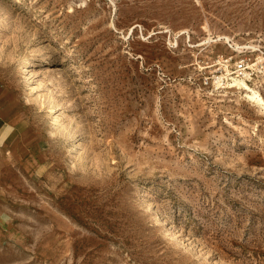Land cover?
<instances>
[{
  "label": "rangeland",
  "instance_id": "1",
  "mask_svg": "<svg viewBox=\"0 0 264 264\" xmlns=\"http://www.w3.org/2000/svg\"><path fill=\"white\" fill-rule=\"evenodd\" d=\"M235 78L264 98V0H0V264H264Z\"/></svg>",
  "mask_w": 264,
  "mask_h": 264
},
{
  "label": "bare ground",
  "instance_id": "2",
  "mask_svg": "<svg viewBox=\"0 0 264 264\" xmlns=\"http://www.w3.org/2000/svg\"><path fill=\"white\" fill-rule=\"evenodd\" d=\"M232 86L238 87V89H242L243 91H245L244 96L250 98L253 101H256L257 103H259L261 105H264V98L261 96L260 92L255 87L251 86L245 80H239V79L235 78L234 84ZM28 87H29V85H28ZM53 115H54V117L52 119V123H56L57 120L59 119V114L54 113ZM74 147H75V144L72 145V149H71L72 151L69 154L70 160H74L76 158Z\"/></svg>",
  "mask_w": 264,
  "mask_h": 264
},
{
  "label": "built area",
  "instance_id": "3",
  "mask_svg": "<svg viewBox=\"0 0 264 264\" xmlns=\"http://www.w3.org/2000/svg\"><path fill=\"white\" fill-rule=\"evenodd\" d=\"M235 68L239 72H244L246 70V68H247L246 60L245 59H241V60L237 61L235 63Z\"/></svg>",
  "mask_w": 264,
  "mask_h": 264
}]
</instances>
